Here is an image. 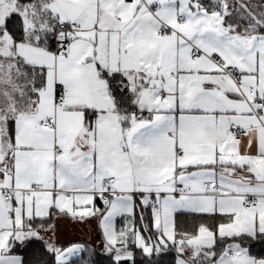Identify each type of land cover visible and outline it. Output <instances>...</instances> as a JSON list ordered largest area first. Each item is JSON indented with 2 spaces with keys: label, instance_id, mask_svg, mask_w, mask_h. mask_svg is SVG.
Instances as JSON below:
<instances>
[{
  "label": "snow or ice",
  "instance_id": "6c2138e0",
  "mask_svg": "<svg viewBox=\"0 0 264 264\" xmlns=\"http://www.w3.org/2000/svg\"><path fill=\"white\" fill-rule=\"evenodd\" d=\"M60 218L112 264H264V0H0V264H70Z\"/></svg>",
  "mask_w": 264,
  "mask_h": 264
},
{
  "label": "trees",
  "instance_id": "16d2710c",
  "mask_svg": "<svg viewBox=\"0 0 264 264\" xmlns=\"http://www.w3.org/2000/svg\"><path fill=\"white\" fill-rule=\"evenodd\" d=\"M251 253L257 257H264V242L261 241H250ZM42 247L41 242L34 241L25 246L18 247L17 250L25 258L26 264H30L33 255L37 253ZM45 260H49L50 257H44ZM137 264L144 258L139 254L137 250ZM153 264H176V253L175 250H169L161 252L158 255L153 256ZM70 264H112L111 257L104 251L103 248L99 247H88L84 251L80 258L73 260Z\"/></svg>",
  "mask_w": 264,
  "mask_h": 264
},
{
  "label": "crops",
  "instance_id": "0c3cea01",
  "mask_svg": "<svg viewBox=\"0 0 264 264\" xmlns=\"http://www.w3.org/2000/svg\"><path fill=\"white\" fill-rule=\"evenodd\" d=\"M57 237L61 245L67 247L73 243H81L88 247L103 248L100 243V232L95 220L86 223L72 222L67 218H60L56 221ZM16 254L21 255L18 250ZM82 253L70 259V263L80 258ZM22 256V255H21ZM260 258V257H258ZM177 259V257H176Z\"/></svg>",
  "mask_w": 264,
  "mask_h": 264
}]
</instances>
